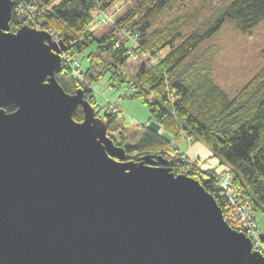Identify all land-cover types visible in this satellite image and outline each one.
<instances>
[{
	"label": "water",
	"instance_id": "1",
	"mask_svg": "<svg viewBox=\"0 0 264 264\" xmlns=\"http://www.w3.org/2000/svg\"><path fill=\"white\" fill-rule=\"evenodd\" d=\"M12 11L0 0V264H264L205 182L127 157L83 90L59 85L64 43L12 31Z\"/></svg>",
	"mask_w": 264,
	"mask_h": 264
},
{
	"label": "trees",
	"instance_id": "2",
	"mask_svg": "<svg viewBox=\"0 0 264 264\" xmlns=\"http://www.w3.org/2000/svg\"><path fill=\"white\" fill-rule=\"evenodd\" d=\"M112 1L12 0L9 24L12 31L23 25L40 27L61 40L66 50L56 79L63 90L73 94L81 88L108 129L120 128L118 136L111 138L125 149L128 158L149 154L156 160L160 155L173 173L205 182L204 188L213 195L227 222L233 217L218 182L224 172L231 173V183L250 207L259 234L256 217L264 214V48L259 52L263 60L260 69L230 93L215 81L218 46L204 42L226 20L240 32L249 33L264 20V0H142L118 17L112 29L96 37L87 29L91 12ZM93 41L96 45L83 67L75 55ZM166 47L168 52L160 55ZM127 62L131 65L125 80L120 70ZM104 70H112V78L126 82L132 90L130 97L147 105L161 133L137 124L133 128L141 135L135 144H129L127 128L133 125L124 123L114 104L107 103L104 114L99 115L101 108L95 102L91 81ZM13 109L5 108L7 112ZM73 119H83L80 107L73 112ZM166 135L204 144L210 159L218 164L201 168L200 159L188 158ZM174 150L177 152L170 155ZM156 164L162 165L158 160ZM234 223L231 226L237 229Z\"/></svg>",
	"mask_w": 264,
	"mask_h": 264
},
{
	"label": "rangeland",
	"instance_id": "3",
	"mask_svg": "<svg viewBox=\"0 0 264 264\" xmlns=\"http://www.w3.org/2000/svg\"><path fill=\"white\" fill-rule=\"evenodd\" d=\"M140 1L142 0H114L103 9L100 7L94 8L91 12L92 19L87 29L92 31L96 37H100L113 28L114 21L118 17ZM56 2L57 0H54V3ZM102 19H105V21H102ZM204 43H213L218 46L215 81L228 92L233 93L234 90L248 81L263 64L259 52L264 48V20L249 33L240 32L230 20H226L225 24L213 34L212 38ZM95 45L94 41L90 42L88 48L75 55L76 60L80 61L83 67L87 65L86 56L94 49ZM167 52L168 47L162 49L160 55H165ZM130 65L131 62H127L126 65L121 67L120 73L125 77V80L129 77ZM92 75L95 76L96 73L93 72ZM112 75V70H104L101 77L91 81L95 102L101 108L99 115L102 116L104 114L107 103L114 104L122 112L124 123L130 126L133 125L131 128H127L126 142L135 144L141 135V131L133 127L137 126V124H146L149 127L153 120L150 118L147 105L140 98L130 97L132 90L128 89L127 83L118 82L116 78H112ZM111 127L116 128L113 125ZM150 129L153 130L152 128ZM107 130L114 133L113 137H117L120 128L109 130L107 126ZM166 136L173 143L178 144L179 150L186 154L188 158L197 160V158H192L187 154L185 149L189 146V141L186 138L174 140L172 137ZM194 145L201 146L207 150V153L210 152L204 144L195 143ZM210 158V156H205V160L199 158L201 160L200 167L203 169L212 167L214 161L211 163ZM256 221L260 233L264 234V214H258Z\"/></svg>",
	"mask_w": 264,
	"mask_h": 264
},
{
	"label": "built area",
	"instance_id": "4",
	"mask_svg": "<svg viewBox=\"0 0 264 264\" xmlns=\"http://www.w3.org/2000/svg\"><path fill=\"white\" fill-rule=\"evenodd\" d=\"M102 21L105 20L102 19ZM75 65L76 67L80 66L78 63H75ZM111 135H114V133L111 132ZM176 152L177 150H174L170 155H173ZM231 177V173L226 171L222 174L218 182V187L221 190L223 196L226 197V202L228 203L233 217L232 221L229 223L233 224L235 222L237 226L236 230L243 232L245 236L250 239L252 243V249L258 251L264 256V245L259 238L258 232H256V223L253 220L255 217L252 215L248 204L246 202H242V200L238 197L239 193H237V191L234 189L231 183Z\"/></svg>",
	"mask_w": 264,
	"mask_h": 264
},
{
	"label": "crops",
	"instance_id": "5",
	"mask_svg": "<svg viewBox=\"0 0 264 264\" xmlns=\"http://www.w3.org/2000/svg\"><path fill=\"white\" fill-rule=\"evenodd\" d=\"M188 141V140H187ZM199 145H201L200 143H198ZM178 146V144H177ZM179 147V146H178ZM187 154L192 157V158H197V159H203L205 160V156H210V152L207 153V150L203 149L201 146H196L194 144L189 143V146L185 149ZM214 161V162H213ZM213 162V163H212ZM218 160L216 159H211V163L212 166H215V164H218ZM209 163V162H208ZM211 167V166H210Z\"/></svg>",
	"mask_w": 264,
	"mask_h": 264
},
{
	"label": "bare ground",
	"instance_id": "6",
	"mask_svg": "<svg viewBox=\"0 0 264 264\" xmlns=\"http://www.w3.org/2000/svg\"><path fill=\"white\" fill-rule=\"evenodd\" d=\"M13 6H14V3H13Z\"/></svg>",
	"mask_w": 264,
	"mask_h": 264
}]
</instances>
